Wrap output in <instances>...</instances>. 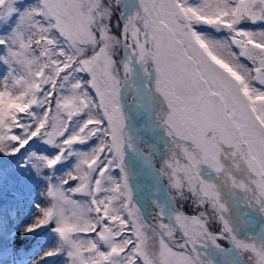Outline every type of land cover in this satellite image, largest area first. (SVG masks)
<instances>
[{
  "label": "snow or ice",
  "instance_id": "1",
  "mask_svg": "<svg viewBox=\"0 0 264 264\" xmlns=\"http://www.w3.org/2000/svg\"><path fill=\"white\" fill-rule=\"evenodd\" d=\"M54 260L264 264V0H0V264Z\"/></svg>",
  "mask_w": 264,
  "mask_h": 264
},
{
  "label": "rangeland",
  "instance_id": "2",
  "mask_svg": "<svg viewBox=\"0 0 264 264\" xmlns=\"http://www.w3.org/2000/svg\"><path fill=\"white\" fill-rule=\"evenodd\" d=\"M142 146H143V147L145 148V150H146V146H145L144 144H142ZM140 183L142 184V179H141ZM147 207H148V211H149V212H155V209L152 207L151 202L148 203ZM149 218H150V217H149Z\"/></svg>",
  "mask_w": 264,
  "mask_h": 264
},
{
  "label": "bare ground",
  "instance_id": "3",
  "mask_svg": "<svg viewBox=\"0 0 264 264\" xmlns=\"http://www.w3.org/2000/svg\"><path fill=\"white\" fill-rule=\"evenodd\" d=\"M137 183H139V180L138 181H136ZM151 184H152V186H154V182H153V180H152V182H151ZM140 185V184H139ZM152 190H155V188L154 189H147V190H145L146 192L148 191L150 194H152ZM143 196H145L144 195V193H141Z\"/></svg>",
  "mask_w": 264,
  "mask_h": 264
},
{
  "label": "water",
  "instance_id": "4",
  "mask_svg": "<svg viewBox=\"0 0 264 264\" xmlns=\"http://www.w3.org/2000/svg\"><path fill=\"white\" fill-rule=\"evenodd\" d=\"M145 194H146V196H147L148 198H150V199H154V198H155V196L152 195V194H150L148 191H147V192L145 191ZM225 247H226V246H225Z\"/></svg>",
  "mask_w": 264,
  "mask_h": 264
},
{
  "label": "trees",
  "instance_id": "5",
  "mask_svg": "<svg viewBox=\"0 0 264 264\" xmlns=\"http://www.w3.org/2000/svg\"><path fill=\"white\" fill-rule=\"evenodd\" d=\"M52 264H57V262L54 260V261L52 262Z\"/></svg>",
  "mask_w": 264,
  "mask_h": 264
}]
</instances>
